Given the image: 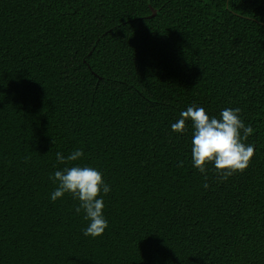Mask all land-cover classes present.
Listing matches in <instances>:
<instances>
[{"label": "trees", "instance_id": "obj_1", "mask_svg": "<svg viewBox=\"0 0 264 264\" xmlns=\"http://www.w3.org/2000/svg\"><path fill=\"white\" fill-rule=\"evenodd\" d=\"M193 105L240 108L246 170L193 167ZM75 150L96 238L51 199ZM0 264H264V0H0Z\"/></svg>", "mask_w": 264, "mask_h": 264}, {"label": "clouds", "instance_id": "obj_2", "mask_svg": "<svg viewBox=\"0 0 264 264\" xmlns=\"http://www.w3.org/2000/svg\"><path fill=\"white\" fill-rule=\"evenodd\" d=\"M240 111V108H226L217 118L210 117L203 107L193 105L182 111L180 119L171 125L173 132L182 133L186 130V121L192 122L194 131L191 158L193 167L201 173L206 174V165L213 163L220 179L226 180L234 173H242L249 167L255 149L254 145L246 144L245 141L253 133V128L244 124ZM83 155L81 150H75L67 157L61 152L56 153L57 162L65 167L56 170L49 177L57 185L51 199L55 201L69 194L74 200H78L76 213L83 210L84 219L89 221L83 234L96 238L108 227V221L103 216V198L97 197L101 192L107 194L111 189L97 169L90 166H69ZM204 187L207 188L208 184L205 183Z\"/></svg>", "mask_w": 264, "mask_h": 264}, {"label": "water", "instance_id": "obj_3", "mask_svg": "<svg viewBox=\"0 0 264 264\" xmlns=\"http://www.w3.org/2000/svg\"><path fill=\"white\" fill-rule=\"evenodd\" d=\"M150 8H151V11H152V15H154L156 13V10L153 9L152 7H150Z\"/></svg>", "mask_w": 264, "mask_h": 264}]
</instances>
